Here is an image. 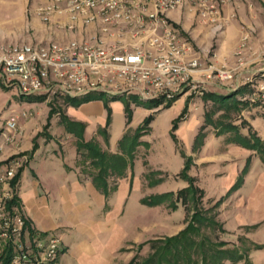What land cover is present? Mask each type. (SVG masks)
<instances>
[{"label": "rangeland", "instance_id": "obj_1", "mask_svg": "<svg viewBox=\"0 0 264 264\" xmlns=\"http://www.w3.org/2000/svg\"><path fill=\"white\" fill-rule=\"evenodd\" d=\"M247 1L243 0L247 13L253 15V21L250 26L240 28V34L236 20L228 27H222L220 32L214 31L210 26L200 24L192 10H187L191 17L184 19V25L186 29H196L194 41L181 31V26H177V30L199 53L197 56L203 66L213 64L210 59L226 27L224 49L235 45L234 53L243 43L244 34L249 33L244 41L246 49L243 55L247 65L242 69V76L237 82L226 84L211 81L223 88L224 92L243 88L236 99L248 102L254 101L255 90L264 78V4L261 0H251L252 4ZM43 3L44 0H0V45L16 44L17 34L46 33L51 27H55L56 37L64 36L62 30L52 26L60 19L51 21L48 14L47 20L43 21L44 15L35 12ZM57 6L62 7L61 4ZM206 31H211V35H206ZM59 39H55V43H59ZM234 57L233 65L226 68L234 67ZM251 73H254L255 82L249 85L246 78ZM206 93L208 90L205 89ZM203 95L193 92L172 99L163 97L165 101L155 105L144 103L138 93L131 92L113 101L100 97L66 105L63 98L51 95L43 99L39 98L43 94L22 96L15 86L6 88L0 80V128L10 115H17L21 129L20 134L9 143H3L4 138L0 135V163L4 165L7 159L12 158L18 160L14 170L15 174L18 173L15 184H18L19 195L31 190L35 177L39 179L43 173L59 177L63 183L72 177L80 181L84 176L90 177L88 171H93L90 167V158L93 157H88L90 154L85 150L77 152L76 137L66 130L63 118L81 124L82 141L94 144L101 153L116 155L121 153L119 140L124 133L134 132L145 118L150 117V128L139 135L140 143L136 146L133 159L123 169V174L110 171L105 177L107 185L101 190L92 184L102 196L100 211H119L109 223V233L103 236L102 231L93 232L90 227L86 233L70 232L66 229L70 225L41 235L37 233L43 240L55 237L63 243L65 240L72 242V247L60 254L59 264H79L77 258L87 255L83 248L80 249L83 242L93 246L88 256L112 251L111 264L140 263L151 253V240L170 238L186 227L193 212L189 179H192L194 188L201 190L195 193V199L200 200V206L207 215H215L218 223V227L197 223L200 229L198 239L221 242L224 244L221 250L232 254L222 257L220 264H264V199L257 198L263 184L260 179L264 180V161L250 149L243 157L227 152L230 145L236 144L228 142L227 133L216 132L212 125L205 123V112L212 114L214 120L220 112H215V105L210 100H203ZM180 97H183L178 105L180 109H171ZM136 98L139 99L136 101ZM116 101L123 106L124 112L126 106L130 107V119L111 106ZM257 103L247 104L240 113H233V120L241 123L244 119L245 133L249 124L264 138V106ZM167 105L170 106L165 107ZM184 108L186 112L181 118L180 113ZM22 111L29 114L21 116ZM192 119L196 122L195 127L188 130L184 137L180 136L179 127L187 126ZM226 154L232 157L228 159ZM226 175L230 176L231 182L225 188L222 183ZM120 193L123 197L119 196ZM51 196L49 192V205H53ZM79 203L80 199L74 205ZM13 207L22 212L19 203ZM66 224L74 222L68 220ZM86 224L89 226V223H83ZM93 240L105 248L100 250Z\"/></svg>", "mask_w": 264, "mask_h": 264}, {"label": "built area", "instance_id": "obj_2", "mask_svg": "<svg viewBox=\"0 0 264 264\" xmlns=\"http://www.w3.org/2000/svg\"><path fill=\"white\" fill-rule=\"evenodd\" d=\"M51 1L54 3L42 13L43 21L50 13L65 12L68 29L75 24L94 23L103 34L118 30L122 41L112 46L77 40L0 45V80L6 88L15 86L22 96L73 97L87 92H136L144 100L159 96L172 99L193 92L202 96L212 80L220 84L237 82L247 65L243 54L249 33L244 34L243 43L234 53V67L203 66L193 46L169 23L170 12L187 7L200 24L220 32L227 21L222 6L229 0ZM60 4L62 8L57 6ZM253 75L246 78L249 85L255 82ZM255 97L254 101L264 106V78ZM17 121V115L4 120L0 128L3 143L20 134ZM17 164L15 158L0 163V264H48L57 256L59 239L43 240L30 232L25 217L6 205L13 195L11 180Z\"/></svg>", "mask_w": 264, "mask_h": 264}, {"label": "crops", "instance_id": "obj_3", "mask_svg": "<svg viewBox=\"0 0 264 264\" xmlns=\"http://www.w3.org/2000/svg\"><path fill=\"white\" fill-rule=\"evenodd\" d=\"M245 1L248 2L247 0ZM261 2L264 4V0H261ZM51 4L52 3L50 1L44 0L43 5L38 6L35 12L37 14H42L43 11ZM249 4H252L251 0H249ZM253 6L255 8V3ZM246 7L247 6L243 2V0H229L222 6V14L223 18L227 20V27L236 20L239 24V34L241 33L240 28L244 29L245 27L250 26L253 21L251 19L253 15L249 16ZM187 10H189L187 7H182L177 10H174L169 13L168 19H170L169 21L174 23L176 26H181V31L190 35L189 37H191L192 41H194L196 37V29H186L184 25V19L187 17H191V13ZM50 15L51 21L60 19L59 23L55 22L52 24V26H56L57 30H62L64 32L62 35L64 36L56 37V33L54 32L55 27H51V29L49 31H46V33H40L37 31L21 35L17 34L16 36L18 38V42L16 44H32V42H55V39L59 38H61L59 39V43H65L69 40L86 41L89 43L100 41L103 45L106 46H112L122 41L119 37L122 35V33H120L118 30L111 29L109 33L103 34L99 31L97 24L94 23L89 25L75 24L70 29H68L69 23L67 21L68 19L65 12L61 14L50 13ZM227 27L222 33V38L219 39L220 44L217 45V49L213 51V57L210 59L211 62H213V64L217 67L232 66L234 63L235 45L230 47L229 49H224V41ZM205 34L211 35V31H206ZM201 55L203 56L202 53ZM205 89L208 90L209 93L213 94H223L224 91L223 88L215 86L211 82L205 85ZM182 100L183 97H180L174 102V105L170 108L178 110V105H180L179 103H181ZM111 106H113L114 109L125 114L123 106L117 101L112 102ZM195 124L196 122L192 119L187 126L179 127L180 136L184 137L188 130H191L195 127ZM227 150V152L237 154L241 157L245 156L248 152L247 149L239 145H230ZM226 156L229 157L228 159L232 157L230 154H226ZM39 177V179L35 177V184H33V188L28 192L23 191L19 195L17 183L15 184L13 191L18 200V203L21 206V213L24 215L28 222L29 230L31 229L33 232L38 233V235H41V233H47L50 231H54L55 229L59 230L70 225V228H66L70 232L76 230L86 233V231H89L90 227L94 230L93 232H95L96 230L102 231L101 233L103 236H105V233H109L107 231L108 229H110L109 223H111L112 219L114 220V218H116V213L119 211H117L116 209L113 211L110 210L109 212L100 211V205L102 204V196L93 187L90 181V177L84 176V179L81 181L77 180L75 177H72L69 178V181H66L65 183L60 181L59 177L49 175V173H43ZM261 181L263 182V184L261 192L258 194L257 198L264 199V180L260 179V182ZM230 182V176L226 175L223 178L222 184L226 188L230 185ZM260 182L258 183V185L260 184ZM49 192L53 195L51 196L53 205H49L48 203L47 196L49 195ZM119 196L123 197L121 193ZM78 199H80V203L76 206L74 205V203L78 201ZM57 204L59 205L58 208ZM68 220L70 222H74V224H66V221ZM83 223H89V226H87V224L83 225ZM93 232H91V235ZM93 241L95 242L94 245H96L100 250L102 248H105L101 246L96 240ZM59 242L60 250L58 252V256L51 264H59L60 254L64 252L67 248L72 247L73 245L72 242L67 243L66 240L63 243V241L59 239ZM92 247L93 246L91 244H85L84 242L81 244L80 249L83 248V251L87 255L83 256L82 258H77L79 264H111L113 260V257L110 256L112 251L109 253L102 252L101 255L98 254L94 257L88 256V254H91Z\"/></svg>", "mask_w": 264, "mask_h": 264}, {"label": "trees", "instance_id": "obj_4", "mask_svg": "<svg viewBox=\"0 0 264 264\" xmlns=\"http://www.w3.org/2000/svg\"><path fill=\"white\" fill-rule=\"evenodd\" d=\"M169 23L177 29V26L170 22ZM181 35L183 33H180ZM184 35V34H183ZM243 88H232L227 92L223 91V94H213L206 93L203 95V100H210L213 105H215V112L219 111L218 117L214 120L212 114L205 112V123L212 125L216 132H224L228 134L227 140L230 143L242 146L246 149L255 151L261 159L264 161V139L254 131L251 126L247 125V133L244 132V119L241 120V123H236L233 119V113H240L241 110L246 107V105H258L254 101H244L237 100L236 96L242 93ZM125 94H105L103 92H87L78 96H65L63 98L66 105L80 104L92 99H98L100 97H105L109 100H117ZM43 99L44 96L39 97ZM59 98V99H60ZM136 98L135 100L137 101ZM144 103H153L155 105L165 101L162 96L155 97L153 99L144 100L140 97ZM167 105L165 107H168ZM186 112V108L180 113L182 118ZM125 114L127 119L131 117V109L129 106L125 107ZM214 114V112H213ZM234 117V118H233ZM64 125L66 130L76 137V148L77 152L81 153L82 150H85L89 155L91 161V169L93 171H88L91 178V182L94 187L98 190H101L103 186H106L105 177L110 174V171H117L118 174H123V169L133 159V153L136 149V146L140 143L139 135L143 132H146L150 127L148 123L150 117H147L143 120L141 125L134 131H126L122 138L119 140V149L121 150L120 154H107L101 153L96 149L97 147L94 144L82 141L81 130L82 126L80 123L72 122L63 118ZM176 122V120L174 121ZM177 127V124H174V128ZM106 154V155H103ZM109 170V171H108ZM114 173V172H113ZM16 173L12 180L11 185L14 186L16 182ZM190 180V201H191V210L193 211L190 217V220L186 224V227L179 231L177 235L170 238L156 239L150 241V250L151 253L147 258L143 259L138 264H220L222 257L232 256L228 251L221 250V247L224 245L221 242H212L208 238L198 239L200 229L198 224H206L208 227L210 225L217 226L218 223L215 220L214 216L206 214V211L200 206V200L195 199V193L198 194L201 192L200 189L194 188L192 184V179ZM156 200V199H155ZM154 200V201H155ZM7 207L18 205V200L13 193L12 197L7 201ZM24 223L28 226L26 218ZM30 232H33L30 229Z\"/></svg>", "mask_w": 264, "mask_h": 264}]
</instances>
